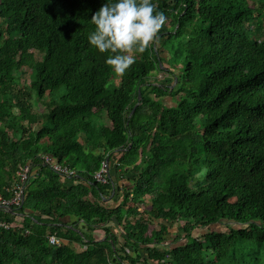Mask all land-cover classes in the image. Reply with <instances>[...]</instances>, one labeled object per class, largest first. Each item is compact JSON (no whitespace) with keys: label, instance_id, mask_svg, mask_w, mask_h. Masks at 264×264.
<instances>
[{"label":"trees","instance_id":"16d2710c","mask_svg":"<svg viewBox=\"0 0 264 264\" xmlns=\"http://www.w3.org/2000/svg\"><path fill=\"white\" fill-rule=\"evenodd\" d=\"M253 1L151 0L166 23L114 88L112 53L87 39L105 0H0V195L32 167L22 206L0 208L12 223L0 264H264V40L249 26L264 0ZM155 71L164 82L147 80Z\"/></svg>","mask_w":264,"mask_h":264},{"label":"clouds","instance_id":"9594fccd","mask_svg":"<svg viewBox=\"0 0 264 264\" xmlns=\"http://www.w3.org/2000/svg\"><path fill=\"white\" fill-rule=\"evenodd\" d=\"M166 19L151 0H105L91 16L95 27L87 39L101 53H112L105 63L114 73L122 74L134 63V57L128 53L134 47L143 52Z\"/></svg>","mask_w":264,"mask_h":264},{"label":"rangeland","instance_id":"374dc122","mask_svg":"<svg viewBox=\"0 0 264 264\" xmlns=\"http://www.w3.org/2000/svg\"><path fill=\"white\" fill-rule=\"evenodd\" d=\"M249 3L252 7L255 5L253 0H249ZM256 19H257L256 21H258V24L251 22L249 25L250 29H251V33L254 34L255 37H257L258 39L264 40V14L261 17H256ZM260 22H261V24H260ZM160 43H161V40H157L158 46L161 45ZM32 51L33 50H30L29 52L25 53L21 59V61H22L21 63H22L23 68H24V74L27 78L30 77V74H29L30 70L27 67V65L29 63V59L31 57ZM128 54L132 55L133 54L132 50ZM163 55L166 59L169 58V54L166 51H164ZM164 66L169 67V65L167 63H165ZM174 71H175V73H178L180 71V69L177 68V69H174ZM166 76H168V74L166 72L155 71L147 80L150 82H164V79ZM169 76H171V75H169ZM175 81H176V79H175ZM175 81H174L173 86H175V84H176ZM119 82H120V74L114 73L111 84L114 86V88H116V87H118ZM175 99H176V97H174V96H170V95L165 96V101L169 104H173ZM32 102L34 104L38 105L37 92H35V91L32 94ZM36 105L34 106L35 109H40L39 107L37 108ZM130 204H132V203H130ZM152 228L157 229L159 231V223L156 221L153 222V224H151V226H150V229H152ZM210 229L224 230L225 229V223H224V221L217 222V223L211 224L208 227L198 229L194 232V235L200 236L202 234L207 233ZM171 232L173 233V235L171 237H170V235L165 236V241L167 243H171L170 245L173 246L174 245L173 239L176 238V234L180 233L181 236H183V232H182V230L179 231L177 224L174 227H172ZM103 234H104L103 229H97L96 230V236L97 237H102ZM183 241H185L184 238L179 240V242H183ZM160 245H163V244L161 243ZM163 246H165V245H163ZM165 247H167V246H165Z\"/></svg>","mask_w":264,"mask_h":264},{"label":"built area","instance_id":"2783aa9c","mask_svg":"<svg viewBox=\"0 0 264 264\" xmlns=\"http://www.w3.org/2000/svg\"><path fill=\"white\" fill-rule=\"evenodd\" d=\"M41 158L46 163L50 164L54 169L65 174V176H72L76 174L75 169H72L67 165H63L59 163L48 153H43L41 155ZM31 168H32L31 163H27L18 171V174L20 175V178H21V183L16 185V187L14 188V193L10 197H4L0 195V208L13 210L15 206L18 207L22 205V203L24 202V198H25L24 182L29 177ZM110 171H111V163L109 159L107 158L106 160L102 161L101 167L99 170L95 172L94 177L96 178V180L105 183L109 180ZM0 225L9 227V226H12V223L6 220L0 219ZM48 238H49V242L52 245L60 244V239L56 235L50 234L48 235Z\"/></svg>","mask_w":264,"mask_h":264},{"label":"water","instance_id":"95a60500","mask_svg":"<svg viewBox=\"0 0 264 264\" xmlns=\"http://www.w3.org/2000/svg\"><path fill=\"white\" fill-rule=\"evenodd\" d=\"M176 82H177V80L175 81V83H176ZM138 89H139V98L141 99V98H142L141 87L139 86ZM139 103H140V101H138V102L134 105V107H133V109H132L130 115L133 114V112L135 111V109H136V107L138 106ZM21 206H22V205H21Z\"/></svg>","mask_w":264,"mask_h":264},{"label":"crops","instance_id":"0c3cea01","mask_svg":"<svg viewBox=\"0 0 264 264\" xmlns=\"http://www.w3.org/2000/svg\"><path fill=\"white\" fill-rule=\"evenodd\" d=\"M112 169H113V167H112ZM112 173H114V172H112Z\"/></svg>","mask_w":264,"mask_h":264}]
</instances>
